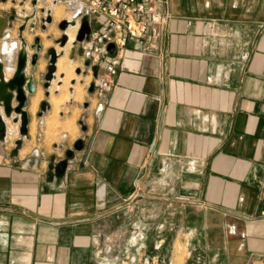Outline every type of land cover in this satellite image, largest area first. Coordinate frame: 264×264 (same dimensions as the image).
<instances>
[{
    "label": "crops",
    "instance_id": "crops-1",
    "mask_svg": "<svg viewBox=\"0 0 264 264\" xmlns=\"http://www.w3.org/2000/svg\"><path fill=\"white\" fill-rule=\"evenodd\" d=\"M61 1L45 24L47 5L0 4V62L15 70L27 43L36 87L28 137L6 121L0 141V264H264V0H163L156 47L130 43L112 91L93 94L109 57L58 44L68 8L87 9Z\"/></svg>",
    "mask_w": 264,
    "mask_h": 264
},
{
    "label": "built area",
    "instance_id": "built-area-1",
    "mask_svg": "<svg viewBox=\"0 0 264 264\" xmlns=\"http://www.w3.org/2000/svg\"><path fill=\"white\" fill-rule=\"evenodd\" d=\"M34 6L47 5L44 8V24L51 17L53 9L61 4V0H33ZM87 4V9H77L67 16L63 22L68 23V30L62 32L67 35L69 42L76 44L77 35L81 29L82 22H89L91 29L89 41L85 44L83 54L87 61L94 66H99L103 57L108 56L109 61L103 71L102 77L97 78L93 84L95 91H112L115 77L121 60L129 49V44L135 41L142 42L150 39L153 47L161 40L163 30L169 21L168 15H161L159 6L163 0H79ZM2 0H0V4ZM16 11V9H15ZM20 17L26 14L23 9L17 13ZM69 31L75 32L74 39L71 40ZM4 49L7 53H14L19 50L18 42H8L12 40L11 33H6ZM79 44V43H78ZM113 45L115 50L111 54L109 47ZM7 73L15 72L13 67L7 66ZM16 69V68H15ZM101 111L102 107H98Z\"/></svg>",
    "mask_w": 264,
    "mask_h": 264
},
{
    "label": "water",
    "instance_id": "water-1",
    "mask_svg": "<svg viewBox=\"0 0 264 264\" xmlns=\"http://www.w3.org/2000/svg\"><path fill=\"white\" fill-rule=\"evenodd\" d=\"M50 22V20L48 21ZM59 29L62 32H66L68 30V23L63 22L60 24ZM91 29L88 21L82 22L81 29L76 38V44H81L85 41H89ZM69 43V38L67 35H63V38L58 42L62 48H64ZM34 49H36V54L31 58L30 64L33 69L37 67V63L39 61V54L41 52L40 41L37 40L34 45ZM109 52L111 54L114 52L115 48L113 45L109 47ZM55 49H51L47 53V60L49 61V67L47 74L45 76V89L50 88L51 82L54 80V75L57 72V62H58V54L55 52ZM27 52V43H22V48L17 57L16 69L13 74V77L9 80H6V75L8 74L6 71V67L4 63L0 62V108L2 109V113L0 112V141H4L7 136V124L6 121H12L14 125L20 124V136L22 138L28 137V126H29V115L26 111L29 107V96H33L36 92V87L34 83L33 77L27 76L28 69V53ZM90 63L88 62L86 67H90ZM97 71V68L94 69ZM80 74V71H78ZM90 94L95 93V85L92 84L89 88ZM16 103V106L14 104ZM41 112L39 117H43V115L49 110L50 106L48 102H44L41 105ZM17 150H19L22 146V141H19L17 144ZM84 148V144L82 140H79L75 145L74 149L70 150L66 153V159L61 161L57 167L55 168V172L59 175L60 173H64L68 167V162L73 158L75 152H81Z\"/></svg>",
    "mask_w": 264,
    "mask_h": 264
},
{
    "label": "rangeland",
    "instance_id": "rangeland-1",
    "mask_svg": "<svg viewBox=\"0 0 264 264\" xmlns=\"http://www.w3.org/2000/svg\"><path fill=\"white\" fill-rule=\"evenodd\" d=\"M72 12H74V11H72L71 9H69L68 8V10L66 11V15H65V18L67 17V16H69ZM64 15V14H63ZM58 17H62V15L60 16H58ZM42 18H43V16H42ZM70 36H72V35H75V32L74 31H69V33H68ZM75 37V36H74ZM59 63H60V65H59V70L60 71H64V72H68V68H67V65H65V63H64V60L62 59V60H60L59 61ZM76 79V76L72 73L71 75H70V78H68V79ZM69 81V80H68ZM68 84H69V82H67V86H68ZM82 91V90H81ZM82 93V92H81ZM66 99H67V97H66ZM132 262V261H131Z\"/></svg>",
    "mask_w": 264,
    "mask_h": 264
},
{
    "label": "bare ground",
    "instance_id": "bare-ground-1",
    "mask_svg": "<svg viewBox=\"0 0 264 264\" xmlns=\"http://www.w3.org/2000/svg\"><path fill=\"white\" fill-rule=\"evenodd\" d=\"M74 36H75V35L70 36V37H71V40L74 39ZM69 43H70V42H69ZM32 112H33V111H32Z\"/></svg>",
    "mask_w": 264,
    "mask_h": 264
}]
</instances>
